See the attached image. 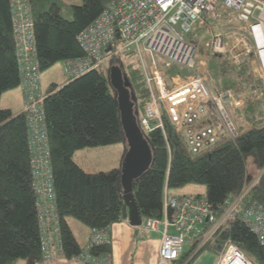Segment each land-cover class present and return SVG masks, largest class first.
I'll return each instance as SVG.
<instances>
[{
	"label": "trees",
	"instance_id": "trees-1",
	"mask_svg": "<svg viewBox=\"0 0 264 264\" xmlns=\"http://www.w3.org/2000/svg\"><path fill=\"white\" fill-rule=\"evenodd\" d=\"M107 1L81 0L71 5V16L66 18L60 14L56 2L46 5L45 0H30L40 71L58 60L84 55L77 34L100 13ZM192 38L191 35L189 40ZM14 48L8 0H0V94L19 83ZM123 53L133 54L132 51ZM212 57L216 60L211 65ZM119 66L131 92L139 124V117L150 98L149 87L139 60L121 61ZM209 67L217 77L227 74L233 78L240 73L252 82L247 63L236 65L228 56H211ZM177 74L175 70L164 68L163 76L168 86L171 76ZM262 87L263 82L258 77L252 83L256 93L243 105L246 129L241 132L235 129L234 135H225L197 153L188 150L177 131L172 134L174 127L165 113H162L163 128L155 126L156 120H151L153 129L144 132L152 152L151 163L132 182L142 217H158L165 188L188 182L205 184L208 201L222 212L227 202L237 198L257 176L239 200L234 214L201 249L222 253L232 243L256 264H264V244L242 221L241 215L252 203L264 208ZM43 107L62 254L77 258L81 248L67 217H74L90 228L110 227L122 219L120 167L90 172L72 157L75 150L83 147L106 145L121 139L126 142L108 70L100 66L61 84L52 83L44 92ZM89 252L97 256L111 252V246L96 244ZM20 259L42 261L26 122L23 112L12 114L9 108L0 106V264H16Z\"/></svg>",
	"mask_w": 264,
	"mask_h": 264
},
{
	"label": "built area",
	"instance_id": "built-area-1",
	"mask_svg": "<svg viewBox=\"0 0 264 264\" xmlns=\"http://www.w3.org/2000/svg\"><path fill=\"white\" fill-rule=\"evenodd\" d=\"M8 4L19 72L18 87L23 97L21 112L26 122L40 253L43 260H48L56 251L62 253V244L31 2L8 0ZM223 16L228 22L237 21L232 34L226 37L221 32H211L210 39L201 46L207 49L210 56L229 54L236 64L247 63L252 57L257 77L263 82L264 93V0H108L100 13L77 34L84 55L61 60L63 74L66 81L71 80L99 67L111 52H135L150 91L149 101L139 117L143 134L153 129L151 120H156L155 126L163 128L162 113H165L188 150L197 153L223 137H219L216 127L203 121L210 114L211 103L221 98L210 93L209 70L205 71L208 78L199 74L171 86L167 85L163 70L172 64L193 67L195 59L201 55L197 50L199 44L189 40L187 34L203 27L208 18ZM195 33H192V37H195ZM143 51L151 56L148 67L144 62ZM153 53L161 56L163 66L156 65ZM224 97L231 98L233 106L243 104L242 99L232 97L230 92ZM219 110L228 127L233 130L224 109L220 107ZM247 189L249 186L237 198L227 202L220 212L212 206L206 195L169 196L165 188L160 216L142 217L137 226L143 231L160 233L156 264H188L221 224L234 214L236 205ZM241 217L258 241L264 244L262 205L250 204L243 210ZM102 243L110 244L109 227H92L89 241L75 259L84 264H112L111 252L97 256L89 252L93 245ZM218 264L256 263L236 245L229 243Z\"/></svg>",
	"mask_w": 264,
	"mask_h": 264
},
{
	"label": "rangeland",
	"instance_id": "rangeland-1",
	"mask_svg": "<svg viewBox=\"0 0 264 264\" xmlns=\"http://www.w3.org/2000/svg\"><path fill=\"white\" fill-rule=\"evenodd\" d=\"M49 2H56L59 6V12L62 16L69 18L71 16V5L72 4H79L81 0H45V4L47 5ZM237 21L231 20L228 22L226 16L219 17V18H208L207 23L203 27L198 29L192 30L190 33L187 34L188 37L192 35L193 32L195 33V37L192 38V42L198 43L199 48L198 53L202 56H208L207 59L203 57H197L195 59V64L193 67H186L181 66L178 64H172L171 66L167 67V70L177 71L178 77L174 75V79L170 80L169 85H173L174 83H180L185 78L195 76V75H205L208 78V75L205 71L209 70L210 78L209 80V87L210 93L212 96H220V101H214L210 105V114L207 118H205L204 124L212 125L217 128L219 137L225 135H231L236 132H241L246 129L247 124H245L243 114H244V107L243 105L246 101L251 97L252 94L256 93V90L252 88V83L254 80L257 81L258 77L255 71V63L252 62V57H250V61L247 62L250 75L252 78V82L247 76L244 74H237L234 75L233 78H230V75L223 74L221 77L215 76L209 67V59L210 55L208 54L207 49L201 46L202 43L208 41L211 37V32L218 33L221 32L224 36H229L232 34V31L235 29ZM218 31V32H217ZM132 56H127L123 52H111L100 65L105 70H109V68L113 64L119 65L122 61L124 63H128L131 61H138L139 58L135 52H132ZM145 65L148 67V64L151 62L150 54L148 52H142ZM230 58L229 54L225 55ZM152 57L156 62L158 67L163 66V61L161 56L157 53H153ZM121 60V61H120ZM216 60L215 57L211 58V65L212 62ZM233 62V61H232ZM140 63V62H139ZM234 63V62H233ZM236 64V63H234ZM241 65V64H236ZM99 66V67H100ZM141 66V65H140ZM172 77V76H171ZM232 77V76H231ZM231 79V80H229ZM66 81L65 76L63 74L62 69V61L58 60L53 63L50 67L42 69L40 71V84L43 92H45L48 87L52 84H61ZM168 85V83H167ZM128 87V86H127ZM263 88V87H262ZM231 93L232 97L240 98L243 101L241 106H233L232 99L224 97L225 94ZM263 93V91H262ZM0 106L4 108H9L12 114L17 113L21 107V93L19 91L18 86L4 90L0 94ZM222 107L224 112L226 113L233 130L228 127V124L221 114L219 108ZM140 127V126H139ZM234 132V133H233ZM126 142L124 140H117L115 142L106 144V145H97V146H88L77 149L74 151L72 157L75 162H77L83 169L90 172L96 171H107L113 167H121V162L125 153L126 149ZM257 177V176H256ZM255 178L253 179V181ZM250 181L248 186L250 187L253 183ZM247 186V187H248ZM246 187V188H247ZM166 192L169 196H178L182 194H195L199 193L202 195H206L207 188L205 184L195 183V182H188L181 186L176 187H168L166 188ZM75 219L77 223L83 222ZM161 227V226H160ZM225 249V248H224ZM220 251H212L209 249H203L199 253H197L192 260L188 264H218L220 257L222 256ZM249 258V257H248ZM43 262L42 261H27L26 259H20L16 264H37Z\"/></svg>",
	"mask_w": 264,
	"mask_h": 264
},
{
	"label": "water",
	"instance_id": "water-1",
	"mask_svg": "<svg viewBox=\"0 0 264 264\" xmlns=\"http://www.w3.org/2000/svg\"><path fill=\"white\" fill-rule=\"evenodd\" d=\"M108 75L110 84L116 91L120 121L127 145L120 167L123 200L121 218L126 219L132 226H138L141 223L142 215L133 193L132 182L147 170L151 163L152 152L134 114V102L131 99L129 88L124 83L121 67L113 64L108 70ZM174 133L175 129L173 128L172 134ZM263 170L264 168L261 172Z\"/></svg>",
	"mask_w": 264,
	"mask_h": 264
},
{
	"label": "crops",
	"instance_id": "crops-1",
	"mask_svg": "<svg viewBox=\"0 0 264 264\" xmlns=\"http://www.w3.org/2000/svg\"><path fill=\"white\" fill-rule=\"evenodd\" d=\"M22 105L23 97L21 94V107L18 112L22 110ZM196 194L199 193L189 195ZM67 221L79 243L80 248H83L89 241L91 228L86 224L82 225V223H77L72 217H67ZM109 236L112 264H156L160 236L159 232H149L145 230L143 231L137 226L130 225L126 219L122 218L110 225ZM37 264L84 263L76 260L75 258H67L62 253L56 251L52 258L43 260V262Z\"/></svg>",
	"mask_w": 264,
	"mask_h": 264
},
{
	"label": "bare ground",
	"instance_id": "bare-ground-1",
	"mask_svg": "<svg viewBox=\"0 0 264 264\" xmlns=\"http://www.w3.org/2000/svg\"><path fill=\"white\" fill-rule=\"evenodd\" d=\"M237 263H239V262H237Z\"/></svg>",
	"mask_w": 264,
	"mask_h": 264
}]
</instances>
